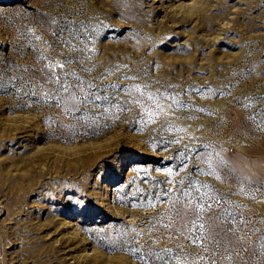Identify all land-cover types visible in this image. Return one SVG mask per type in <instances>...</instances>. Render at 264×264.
<instances>
[{"label": "rangeland", "instance_id": "374dc122", "mask_svg": "<svg viewBox=\"0 0 264 264\" xmlns=\"http://www.w3.org/2000/svg\"><path fill=\"white\" fill-rule=\"evenodd\" d=\"M0 264H264V0H0Z\"/></svg>", "mask_w": 264, "mask_h": 264}, {"label": "bare ground", "instance_id": "6f19581e", "mask_svg": "<svg viewBox=\"0 0 264 264\" xmlns=\"http://www.w3.org/2000/svg\"><path fill=\"white\" fill-rule=\"evenodd\" d=\"M179 5H180V6H178V8L181 7V6L183 5V2L179 3Z\"/></svg>", "mask_w": 264, "mask_h": 264}, {"label": "snow or ice", "instance_id": "6c2138e0", "mask_svg": "<svg viewBox=\"0 0 264 264\" xmlns=\"http://www.w3.org/2000/svg\"><path fill=\"white\" fill-rule=\"evenodd\" d=\"M97 99H99V97H97Z\"/></svg>", "mask_w": 264, "mask_h": 264}]
</instances>
